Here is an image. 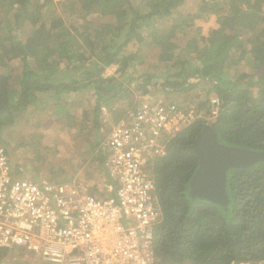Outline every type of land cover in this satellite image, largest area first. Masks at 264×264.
Wrapping results in <instances>:
<instances>
[{"label": "trees", "instance_id": "1", "mask_svg": "<svg viewBox=\"0 0 264 264\" xmlns=\"http://www.w3.org/2000/svg\"><path fill=\"white\" fill-rule=\"evenodd\" d=\"M136 1L0 0V143L5 149L4 128L15 126L39 94H47L58 106L63 94L90 89L96 98L91 115L95 128H101L100 105L108 107L112 98H126L152 86L168 94L164 104L183 108L179 101L167 100L189 93L201 80L209 83L220 102L213 121L219 142L264 151V74L231 75L224 70V64L256 63L254 68L264 73V0L204 3V11L217 15L218 25L200 50L192 41L185 47L177 43L192 25L191 15L178 12L187 0ZM131 44L136 50L128 49ZM151 50L156 51V61L135 73L140 81L133 88L126 87L119 78L130 82L131 66L145 61L144 52ZM191 51L196 55L190 56ZM160 64L163 69L154 72ZM113 65L115 73L106 76L105 69ZM195 105L201 116L167 140L165 155L151 160L154 198L161 212L154 228L155 264H262L264 162L227 171L226 206L192 198L189 184L198 158L188 146L211 109L206 98ZM98 143L96 148L102 149L91 160L101 170L107 152L104 141ZM8 253L0 248V262Z\"/></svg>", "mask_w": 264, "mask_h": 264}, {"label": "built area", "instance_id": "2", "mask_svg": "<svg viewBox=\"0 0 264 264\" xmlns=\"http://www.w3.org/2000/svg\"><path fill=\"white\" fill-rule=\"evenodd\" d=\"M148 99L132 101L105 138L114 183L109 195H95L75 181L16 176L0 143V248L9 252L0 264H155L161 212L151 160L165 155L167 140L201 114ZM209 103L207 123L215 120L220 102L214 96ZM100 109L107 116V107Z\"/></svg>", "mask_w": 264, "mask_h": 264}, {"label": "rangeland", "instance_id": "3", "mask_svg": "<svg viewBox=\"0 0 264 264\" xmlns=\"http://www.w3.org/2000/svg\"><path fill=\"white\" fill-rule=\"evenodd\" d=\"M210 1H212V0H187L184 5L179 7L178 12L180 14H183V15L188 14V15L192 16V18H191L192 19V21H191L192 25L188 26L189 29H186L185 35L182 34L180 36V38L177 42L178 44L184 45L183 47H185L187 42L189 44L192 41V46L194 48H196L197 50H200V48H203L202 41L204 42L205 37L208 36L210 30L213 28H216L218 25L217 24V15H215L211 12H208V11H204V9H203V4L206 2H210ZM217 1H219V0H215V2H217ZM136 3H139V0H137ZM220 5L223 6L224 4H220ZM193 16H194V18H193ZM191 19H189V20H191ZM170 22H174V20H171ZM7 25H8V27L10 26L8 23H7ZM11 27L13 28V26H10V28ZM244 35H247V37L249 39L252 38V36L248 35V33L244 34ZM136 48H137V46H134L132 44L129 45V47H128V49H131V50H136ZM179 48H182V47H179ZM247 48L249 49V47H247ZM178 53H180V55L184 54V52H182L181 50H179ZM191 53L193 55L190 54V56L196 55L195 51H191ZM144 55L147 58L145 61H143L142 63L139 61V63H134L131 66L132 70L130 71V74L132 75V78L129 79L130 82H127L126 79H124V78H120V81H122L124 84L126 83L128 86H133L134 83L140 81L139 79H136L135 73L140 74V72H143L144 68L147 69L150 64H152L156 61V51L155 50H151L150 52L149 51L144 52ZM247 56L250 57L251 55L248 53ZM253 64H255V65H252L250 67H248L247 65H244V63H240L238 65H232V66H228V67L226 66V64H224L225 65L224 70H226V73L231 74V75H234V74L236 75V73H240V72H249L252 75L253 74H255V75L264 74L261 69H258V68L255 69L254 68V66H256V63H253ZM13 65H15V63ZM115 66L116 65H114V67ZM153 69H155V68H153ZM162 69H163V66L160 64V66H157V68L155 69L154 72L160 73V71ZM149 89L154 90L153 96L157 97V98L150 97V99L152 101H158L160 98L168 96V94L164 93L161 88L160 89L159 88L154 89L152 87ZM145 90H148V88ZM155 91H160L159 96L156 94ZM214 96H216V94L214 93V91L211 90V86L209 85V83H204L201 80H197L196 85L194 86V88L189 93H187V94L176 93L175 95L170 96L169 100H167V101L171 102V100L174 99L176 101H179V105H181V107L184 106L183 108H185V107H192V106L194 107V106H196L195 105L196 102H199L200 100H204L205 98L210 101V99L213 98ZM83 100H86L83 102L84 104H88L87 112H86V115L81 114L77 118V119H79L77 121V123L79 124L80 127L82 124L83 127L80 128L81 130L79 132L83 133V135L86 137H85V140L82 139V136H81V138H78V140H74L75 142L81 141L82 143L81 142H79L80 144L77 143L78 146H80L79 148H78V146H74V148L72 147L71 149L75 151V158L73 157L75 162H78L79 155H81V157L84 156V163H87L89 161V159L91 158V154L93 155L95 153L94 152V150L96 149L95 143L99 145L100 143H98V142H102L105 139V136L107 133L106 132L107 128L111 124L114 125L115 124L114 120L116 121L117 116H119V114H121V116H122L124 109L125 108L126 109L131 108L133 103H132V101H126V100L121 101V103H119L117 106H115L116 107L115 112H114V114L111 115V118L109 120L106 119L108 117V116L106 117V115H104L103 117L98 116V118H99L98 124L99 125L101 124L102 126H101V128H95L96 120L92 118L91 113H93V111L92 110L89 111V108L93 109V104L95 103L96 98H95V96H93L92 93H90V94H86V95H81L80 101H83ZM143 100H149V99L146 98ZM163 100H165V99L163 98ZM134 102H136V104H138L137 101H134ZM80 103H82V102H80ZM26 118H27V116H24V117L21 116L20 120L17 121V124L15 126H13L12 128H10L9 126L4 128L3 137L6 135V133H8L9 135H10V133H12V135L16 136V138H17L15 140V142H17L19 140L18 142L21 144L25 145L26 143H28V144H26L28 146H24V149L28 152V154L25 153V155L29 156V157H27V160L30 162L29 165L31 167H33V169H35L37 171H41V172L44 171L42 173L46 174V173H48V171H50L49 169L51 168L52 164H55V165L59 166L60 175H62L63 172L68 173L71 170V164L70 163L72 160V156H70L68 154H66L67 156L66 155L64 156L63 154L68 149L65 144H66L67 140L69 138H71V136H72L71 132H67L65 130L64 131L57 130V128L61 127V125L57 124V123L51 124L50 122H51L52 117L50 118V117H48V115H46V116H42V117L39 116L40 119L36 120V122H41L44 125L43 130H41V131H43V134H41L40 133L41 131L37 130L38 126L36 124H32V122L26 123V120H25ZM101 118H102V120L100 121ZM112 119H113V121H112ZM58 131H60L61 132L60 134L62 135V137H64L63 146H60V144H57L58 139L56 137L58 136L57 135ZM18 133L21 134V135H19V137H17ZM31 133H33V134L35 133V135H32ZM36 135H37V138L35 139V141L39 142L38 145L37 144L35 145L36 146L35 148L37 150H35L31 146L32 139L30 138V136L36 137ZM60 143H62V142H60ZM101 144H103V143H101ZM49 147L52 149V151ZM79 152H81V153H79ZM80 161H82L81 158H80ZM96 166L98 167L97 161L91 160L89 165L86 166L88 169V172H87V170H85V169L82 170L81 168L77 169V170L79 172L86 174L87 176L91 175V178H92L96 174L102 172V170H99V167L97 168ZM100 179H102V178H100ZM97 180H98V178H97ZM66 181H75V182L82 183L80 180L77 179V177H73L71 180L67 179ZM66 181H62V182H66ZM51 182L60 183V182L52 180V179H51ZM97 190H99V189H97ZM104 192H105V194H103ZM104 192L102 191V194H98V193H95V194L98 196H105V195L109 194L108 191L104 190ZM23 252H25V251L23 250Z\"/></svg>", "mask_w": 264, "mask_h": 264}, {"label": "crops", "instance_id": "4", "mask_svg": "<svg viewBox=\"0 0 264 264\" xmlns=\"http://www.w3.org/2000/svg\"><path fill=\"white\" fill-rule=\"evenodd\" d=\"M116 68H117V66L114 67V65L107 67L104 71V74L106 76L113 75L115 73ZM124 85L128 88H133V86H128L127 84H124ZM147 88H148V90L146 92H144V91H133V94L126 97V98H116V97L112 98L109 101V104H107L108 105L107 116L112 115L115 112V109H116L115 106H117L123 100L137 101V103L138 102L140 103L141 101H143V99L148 98V96L149 97H155V96H153L154 90L149 89L152 87L150 86ZM154 89H155V87H154ZM155 92L159 96L160 91H155ZM90 93H92L90 91V89L89 90L83 89V90H80V91L75 92V93H68V94L65 93L61 96V99H60L58 106L51 99H48L49 96L47 94H45V93L39 94L40 95V97L38 98L39 100H37L36 103L32 104V106H30V108L22 114V116L23 117L27 116V118L25 119L26 123L32 122V124H36L38 126V129H37L38 131L43 130L44 125L41 122H36V120L40 119L39 116L42 117V116L48 115V117H50V118L52 117L51 122H50L51 124L57 123V124L61 125V127L57 128V130H61V131L65 130L67 132H71L72 136H71V138H69L67 140V142L65 144L68 149L63 154L64 156L66 154L72 156V160L70 163L71 164V170L68 173L63 172L62 175H60L59 166L55 165V164H52L51 168L49 169L50 171H48V173H46V174L42 173L44 171L41 172V171H37V170L33 169V167H31L29 165L30 162L27 160V157H29V156L25 155V153L28 154V152L24 149V146H28V145H26L28 143H26L24 145V144L19 143L18 142L19 140L17 142H15V140L17 139L16 136H13L12 133H10V135L8 133H6V135L3 137V139L5 140V146H6L8 156H9L11 167L13 169V173L16 176L28 178L30 180L39 181V182L51 181V179H52V180L58 181L60 183L62 181H66L67 179L71 180L73 177H77V179L80 180L81 182H83V184L90 190L91 193L102 194V191L103 192H104V190L108 191L107 187H109L111 185V181H110L111 179L108 175L107 168L104 167L103 169H101L102 170V172H100L101 174L98 173L92 178H91V175L87 176L86 174L79 172L77 169H80V168L82 170L85 169L88 172V169L86 166L89 165V163L91 162V158L94 154L93 155L91 154V158L89 159V161L87 163H84V156L81 157V155H79L78 162H75V160L73 159V157L75 158V151L71 149L72 147L74 148V146H78L77 143L81 142V141L75 142L74 140H78V138H81V136H82V139L85 140L86 136H84L83 133L79 132L81 130L80 128L83 126H82V124H81V127L79 126V124L77 123V121L79 119H77V118L81 114L86 115L87 108H88V104L83 103L86 100L80 101L81 95H86V94H90ZM155 98H157V97H155ZM162 99L163 98H160L159 100H162ZM80 102H82L83 104ZM59 108H63V110L61 111ZM90 110H92V109L89 108V111ZM103 116H104L103 114L100 115V117H103ZM121 117H122L121 114H119V116H117V118H116V121L114 120V122L115 123L119 122ZM106 119H108V117ZM101 120H102V118L100 119V121ZM112 121H113V119H112ZM9 127L12 128V126H9ZM109 130H110V126L107 128V131H106L107 133H106L105 138L107 137ZM40 133L43 134V131H41ZM60 133H61L60 131L57 132V135H58L56 137L58 139L57 144H60V146H63L64 137H62V135ZM31 134L35 135V133L34 134L31 133ZM17 137H19V136L17 135ZM30 138L36 139L37 135H36V137L30 136ZM103 141H105V140H103ZM60 142H62V143H60ZM31 144L36 145L34 143V141H32ZM79 147L80 146H78V148ZM33 148L35 150H37L35 147H33ZM101 149H102L101 147H97L94 151H95V153H97ZM51 151H52V149H51ZM79 153H81V152H79ZM80 158L82 159V161H80ZM97 178H98V180H97ZM100 178H102V179H100ZM97 189H99V190H97ZM103 194H105V192Z\"/></svg>", "mask_w": 264, "mask_h": 264}, {"label": "water", "instance_id": "5", "mask_svg": "<svg viewBox=\"0 0 264 264\" xmlns=\"http://www.w3.org/2000/svg\"><path fill=\"white\" fill-rule=\"evenodd\" d=\"M188 147L196 152L198 158V168L189 184L190 196L222 206L229 202L226 190L227 171L264 162V151L219 142L213 122H206Z\"/></svg>", "mask_w": 264, "mask_h": 264}]
</instances>
